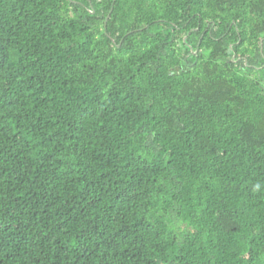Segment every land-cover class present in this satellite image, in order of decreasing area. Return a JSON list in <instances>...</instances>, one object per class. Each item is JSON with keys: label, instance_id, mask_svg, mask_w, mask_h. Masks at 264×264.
<instances>
[{"label": "trees", "instance_id": "trees-1", "mask_svg": "<svg viewBox=\"0 0 264 264\" xmlns=\"http://www.w3.org/2000/svg\"><path fill=\"white\" fill-rule=\"evenodd\" d=\"M0 264H264V0H0Z\"/></svg>", "mask_w": 264, "mask_h": 264}]
</instances>
